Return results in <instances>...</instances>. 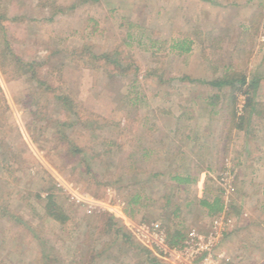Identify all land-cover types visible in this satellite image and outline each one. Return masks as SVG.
<instances>
[{"label": "rangeland", "instance_id": "1", "mask_svg": "<svg viewBox=\"0 0 264 264\" xmlns=\"http://www.w3.org/2000/svg\"><path fill=\"white\" fill-rule=\"evenodd\" d=\"M0 17V48L15 55L0 58V264H150L136 249L151 247L149 227L166 243L204 234L217 215L199 202L216 197L225 264H264V0H0ZM226 74L259 80L242 130L230 117L245 95L207 84ZM188 174L195 183L170 180ZM47 195L65 221L48 216ZM109 218L126 229L113 234Z\"/></svg>", "mask_w": 264, "mask_h": 264}, {"label": "trees", "instance_id": "2", "mask_svg": "<svg viewBox=\"0 0 264 264\" xmlns=\"http://www.w3.org/2000/svg\"><path fill=\"white\" fill-rule=\"evenodd\" d=\"M0 22H1V17H0ZM1 26V25H0ZM6 44V43H5ZM191 44L192 41L191 40H187V39H171L170 40V46H169V50L176 52L178 54H187L191 51ZM0 58L6 59L10 54H11V59H15V55H13L12 50L10 51V49L8 48V46L6 45L5 48L1 47L0 48ZM103 58L104 61L107 62V64H112L114 69H118L119 64H118V59L116 58H111V62H108V60H110L108 58L107 54H102L100 56V59ZM12 62V60H11ZM19 63V70L21 72V75L23 74H28V76L30 77V79L34 80L36 82V84L38 85V87L44 88L46 91L49 90H53L52 86L50 85V83L46 82V78L42 75L39 74L37 68H39L40 66H38V64L36 63ZM5 63H2V61H0V69L4 68ZM50 76H53V72L51 71L50 73H48ZM229 76V74L224 75L222 78L219 79H215L213 81L208 82L207 84L216 88V89H223V88H230L233 91H235V93H239L242 92V94L245 95V104L243 106V114H238L235 113V111L233 110L231 112V121L233 123V127L235 130H242L244 128V124L246 122V120H250V118L253 116V114H256V106H255V98L253 96L254 91L257 89L258 87V79H251L250 82L247 81V77L245 75H241L238 77H232ZM187 79V78H186ZM1 92V90H0ZM235 93L232 94L231 99L232 101H234L233 97H235ZM219 95H215L213 97L216 99H219ZM55 99L61 104L62 107H64L65 109L69 108L72 109V100H70L68 97H65L64 95L61 96H55ZM212 99V98H211ZM211 99H209L208 101H210ZM258 114V113H257ZM67 126H70V124H66ZM187 139H189V137H187ZM192 141L198 142V139H192ZM72 145V147L74 148L72 150L73 154L75 155H81L83 154L82 149L75 147L73 141H69ZM110 145H115L114 141L112 140H107L106 143H100V148H105L107 146ZM144 150V149H142ZM103 151V149H102ZM101 151V152H102ZM142 155L141 158L148 156V154L150 153L149 150L145 149V151H142ZM106 153V152H105ZM104 155V154H103ZM158 174L154 173L152 175V177H157ZM170 180L176 183V185H186V184H193L195 183V179L192 178L191 176L188 175H175L172 176L170 178ZM45 199H47V203L45 204V211L47 212L48 216L53 218L54 220H60V221H65L63 218H61L62 214L60 213L59 209L56 207L55 203H53V197L52 195H47L45 197ZM141 199L140 195L138 193L132 195V197L129 198L128 200V206H133L136 205L137 203H139V200ZM200 205L204 208H206L208 210V215L209 216H215L218 214H227V211H225V205L223 203V201L220 199V197H216L214 199H212L211 201H208L206 199L201 200ZM132 212V211H131ZM109 222L107 223V226L109 228V230L113 231V234L115 235H119L120 232H122V230H125V227H121V228H117L116 224L114 223L113 219H107ZM116 227V228H114ZM122 238L126 241L130 243L131 237L130 235H128L126 233V231L124 233H122ZM166 240H167V246L171 249L174 248H180L182 247L184 241L186 240V235L181 232V231H172V232H167L166 235ZM136 249L138 252L142 253L143 256L145 257V262H148L150 264H159L158 260H156L157 258L163 257V254L160 250L154 248V247H149L147 245H140L138 244V246H136Z\"/></svg>", "mask_w": 264, "mask_h": 264}, {"label": "built area", "instance_id": "3", "mask_svg": "<svg viewBox=\"0 0 264 264\" xmlns=\"http://www.w3.org/2000/svg\"><path fill=\"white\" fill-rule=\"evenodd\" d=\"M120 206L123 208L124 203H121ZM223 217L222 215L213 217L212 226L208 232L204 234L191 233L180 248H169L164 233L155 225L149 227L154 230L152 234L147 237L143 234V236L147 238V243L151 247H155L164 254L179 257L180 264H225L223 253L218 251L220 240L228 224ZM135 228L142 234L146 226L141 225Z\"/></svg>", "mask_w": 264, "mask_h": 264}]
</instances>
